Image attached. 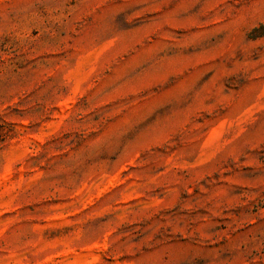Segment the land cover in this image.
I'll return each mask as SVG.
<instances>
[{
    "label": "rangeland",
    "instance_id": "obj_1",
    "mask_svg": "<svg viewBox=\"0 0 264 264\" xmlns=\"http://www.w3.org/2000/svg\"><path fill=\"white\" fill-rule=\"evenodd\" d=\"M0 264H264V0H0Z\"/></svg>",
    "mask_w": 264,
    "mask_h": 264
}]
</instances>
